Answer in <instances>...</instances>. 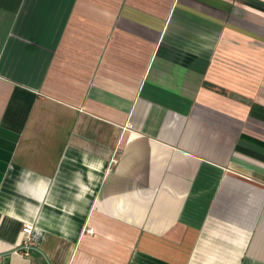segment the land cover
<instances>
[{
	"label": "crops",
	"instance_id": "1",
	"mask_svg": "<svg viewBox=\"0 0 264 264\" xmlns=\"http://www.w3.org/2000/svg\"><path fill=\"white\" fill-rule=\"evenodd\" d=\"M0 264H264V0H0Z\"/></svg>",
	"mask_w": 264,
	"mask_h": 264
},
{
	"label": "built area",
	"instance_id": "2",
	"mask_svg": "<svg viewBox=\"0 0 264 264\" xmlns=\"http://www.w3.org/2000/svg\"><path fill=\"white\" fill-rule=\"evenodd\" d=\"M22 248L27 249L30 246L34 245L35 241V233H34V226L32 224H24L22 227Z\"/></svg>",
	"mask_w": 264,
	"mask_h": 264
}]
</instances>
